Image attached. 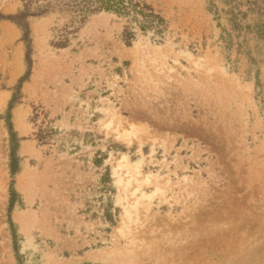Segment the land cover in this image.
I'll return each mask as SVG.
<instances>
[{"label": "rangeland", "instance_id": "rangeland-1", "mask_svg": "<svg viewBox=\"0 0 264 264\" xmlns=\"http://www.w3.org/2000/svg\"><path fill=\"white\" fill-rule=\"evenodd\" d=\"M146 2L164 25L27 19L15 175L6 117L26 43L0 20V264H264V0ZM55 3L0 0V14ZM117 121L140 142L118 139ZM125 154L139 182L158 176L132 220L114 176Z\"/></svg>", "mask_w": 264, "mask_h": 264}, {"label": "trees", "instance_id": "trees-1", "mask_svg": "<svg viewBox=\"0 0 264 264\" xmlns=\"http://www.w3.org/2000/svg\"><path fill=\"white\" fill-rule=\"evenodd\" d=\"M55 10L50 6L51 4H47L45 7L38 8L35 12H31L27 5L25 6L24 11L19 12L15 15H7L4 16L0 14V20H8L13 22L21 31H22V40L26 43V53L24 57V61L26 63L27 69L19 80L16 87H14V93L9 101L7 108V117H6V126L10 135L11 148H10V172L12 175H15L18 172L17 162L18 158L15 155V152L18 148V139L15 138V133L12 130L11 120V110L15 107V105L19 102L20 89L25 83L31 73V49H30V39H29V25L27 19L29 17H37L41 16L50 11H57L62 14H66L70 16V24L71 26H75V24H82L87 20L90 15L97 14L100 12L113 14L118 17H126L131 18L132 20L137 21L138 18H141V29L145 30L151 28L153 25H164V20L158 14L155 13L154 9L150 4L146 2V0H55ZM264 31V30H262ZM263 37H264V32ZM70 32L64 30V34H62L57 42L54 43V46L58 48L66 47L68 40L67 35ZM133 38V33L128 31L125 28L124 31V39L126 44H129V40ZM38 139L41 141L43 137L38 135ZM12 207V202H9V209Z\"/></svg>", "mask_w": 264, "mask_h": 264}, {"label": "bare ground", "instance_id": "bare-ground-1", "mask_svg": "<svg viewBox=\"0 0 264 264\" xmlns=\"http://www.w3.org/2000/svg\"><path fill=\"white\" fill-rule=\"evenodd\" d=\"M37 27H35V30H36V32H37V29H36ZM1 100H0V107L2 108V106H3V102L5 101V96H2L1 98H0ZM110 118H111V122H110V124L111 123H113V122H116V119H115V112L113 111V109H111L110 110ZM14 121H16V123L18 124V125H20L21 124V121H22V115L20 114V112H19V110H17L16 111V113H15V120ZM117 124H119L118 125V127H116V128H114V130H115V136L118 138V139H120V140H122L124 143H126V144H130L131 143V141H132V139L134 138V137H136V135L132 132V131H130V130H128L127 128H124V127H121V123L120 122H118L117 121ZM109 127V126H108ZM135 139H137L138 140V137H136ZM138 142H140V140H138ZM140 144V143H139ZM131 145V144H130ZM27 149V148H26ZM26 149H24L23 151H22V153H27L28 152V150H26ZM139 165H141V160H139L138 162H137V164L136 165H133L132 166V164H130L129 162H128V160H127V158H126V154L125 155H122V157H121V159H120V161L116 164V166L114 167V176H115V180L118 182V184H119V186H120V188L124 191V193L126 194V196L125 197H127V199H132V202H130L129 204H128V206L127 207H125L124 208V211H125V213L128 215V217L130 218V216L133 214H135V216H136V214H138V209L137 208H139V206H141L142 205V203H143V201H142V203L140 202V200H141V198L143 197V193H141L140 194V192H141V190H140V187H141V184L143 183V184H145L146 186L147 185H151V179H153V180H155V182L157 181V175H154V177L151 175V174H148V175H146V176H144L143 177V180H142V183L141 182H139V180L137 179L138 177H139V175H141V173H140V169L138 168L139 167ZM136 169V170H135ZM138 169V170H137ZM142 177V176H141ZM140 177V178H141ZM184 180H186V179H184ZM155 182L154 183H152L153 185L155 184ZM166 184L169 182V180H168V178L166 179ZM169 184V183H168ZM132 185H134L135 186V188H134V191L132 190V191H130V187L132 186ZM158 183H156L155 185H154V187L157 189L158 188ZM133 189V188H132ZM123 191H121L122 193H123ZM136 193H138V194H140V196L139 197H137V195H136ZM161 193H163V192H161ZM2 194V193H1ZM2 196V195H1ZM4 196V195H3ZM153 196V195H152ZM141 203V205H140V203ZM147 202V201H146ZM148 203H150V202H148ZM145 206V205H144ZM151 206V205H150ZM142 207V206H141ZM132 215V216H133ZM130 220H132V217L130 218ZM133 220H136V218L135 219H133ZM127 221H128V223H130L129 222V220L127 219ZM136 222H137V220H136ZM131 223H133V222H131ZM134 224H135V222H134ZM121 229H123L122 227H121ZM125 229V228H124ZM129 230H130V227H129ZM123 231V230H122ZM127 232H131V230L130 231H127ZM124 234V233H123ZM131 234V233H130ZM129 234V235H130ZM123 237V236H122ZM128 237V236H127ZM134 239V238H133ZM264 239V238H263ZM127 240V239H126ZM133 242H134V240H133ZM129 243L127 242V245H128ZM134 244V243H133ZM132 244V245H133ZM131 246V245H130ZM128 247V246H127ZM127 250H128V248H126ZM110 253H112V252H110ZM110 255V254H109ZM113 256V255H112ZM245 256V255H244ZM219 259V258H218Z\"/></svg>", "mask_w": 264, "mask_h": 264}]
</instances>
